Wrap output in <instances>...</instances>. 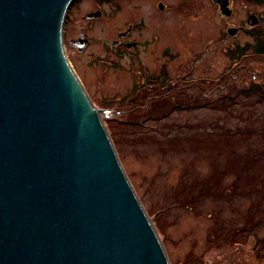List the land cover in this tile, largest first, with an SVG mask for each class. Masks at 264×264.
I'll list each match as a JSON object with an SVG mask.
<instances>
[{"label": "rangeland", "instance_id": "1", "mask_svg": "<svg viewBox=\"0 0 264 264\" xmlns=\"http://www.w3.org/2000/svg\"><path fill=\"white\" fill-rule=\"evenodd\" d=\"M154 1L138 0L148 20ZM169 2L161 32L163 47L178 50L172 70L193 68L185 80L206 77L207 92L189 87L135 109L123 99L129 82L121 70L81 56L69 61L105 111L120 162L170 263L264 264V57L243 61L239 52L249 47L250 55L264 38V6L231 0L226 19L212 0ZM90 3L83 0L80 10ZM229 28L238 33L230 36ZM239 64L247 72H227ZM254 85L260 90L252 94Z\"/></svg>", "mask_w": 264, "mask_h": 264}, {"label": "water", "instance_id": "2", "mask_svg": "<svg viewBox=\"0 0 264 264\" xmlns=\"http://www.w3.org/2000/svg\"><path fill=\"white\" fill-rule=\"evenodd\" d=\"M74 1L0 0V264H171L65 53Z\"/></svg>", "mask_w": 264, "mask_h": 264}, {"label": "flooded vegetation", "instance_id": "3", "mask_svg": "<svg viewBox=\"0 0 264 264\" xmlns=\"http://www.w3.org/2000/svg\"><path fill=\"white\" fill-rule=\"evenodd\" d=\"M169 1L155 0L148 20L138 0H92L85 13L80 10L83 0H75L63 29L67 58L86 57L95 67L121 70L129 82L123 99L135 109L154 108L189 87L207 92L206 77L185 80L193 76V68L178 74L172 70L178 50L163 47L161 32L163 15L172 11Z\"/></svg>", "mask_w": 264, "mask_h": 264}, {"label": "trees", "instance_id": "4", "mask_svg": "<svg viewBox=\"0 0 264 264\" xmlns=\"http://www.w3.org/2000/svg\"><path fill=\"white\" fill-rule=\"evenodd\" d=\"M256 2H257L258 4L264 6V0H256ZM261 27H262V26H261ZM258 37H259V38H257L258 41H257L256 45H255L254 48H253V53H251L250 55L244 56V55H246V54L244 53V51H248V48H249V47L239 49V52H240V54L242 55V60H243V61H246V59L253 60L254 58L264 57V38L262 37V34H260ZM238 67H239V68L241 67L240 64H239V65H235V66L233 67V69L228 70L227 72H229V71H235V72H236V71L239 69ZM244 67H245V66H244ZM244 67L240 68L241 71H245V72H247L246 69H245ZM240 69H239V70H240ZM228 75H229V74H225V76H224V80L227 78ZM258 90H260V87L257 86V85H254V86L251 87V89H250L249 91L253 94L255 91H258Z\"/></svg>", "mask_w": 264, "mask_h": 264}]
</instances>
